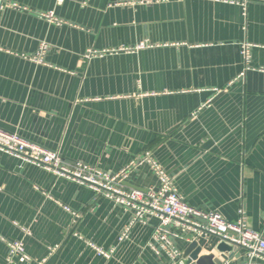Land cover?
<instances>
[{
  "label": "crops",
  "instance_id": "crops-1",
  "mask_svg": "<svg viewBox=\"0 0 264 264\" xmlns=\"http://www.w3.org/2000/svg\"><path fill=\"white\" fill-rule=\"evenodd\" d=\"M0 128L109 173L150 151L187 203L233 221L243 211L264 236V0H0ZM123 185L158 180L144 163ZM132 218L88 184L0 151V264H174L149 245L157 217L119 241ZM190 236L174 238L181 256ZM196 239L205 264H264ZM13 240L29 260H7Z\"/></svg>",
  "mask_w": 264,
  "mask_h": 264
},
{
  "label": "built area",
  "instance_id": "built-area-1",
  "mask_svg": "<svg viewBox=\"0 0 264 264\" xmlns=\"http://www.w3.org/2000/svg\"><path fill=\"white\" fill-rule=\"evenodd\" d=\"M43 16L57 24L61 23L52 13ZM46 48V44H42L40 56ZM250 48L251 44H245L242 51L247 68L250 64ZM98 53V51L93 50L89 51L86 56L89 57ZM0 151L20 158L23 163L42 166L57 174L88 184L97 194H104L114 202L131 210L133 213L132 221L120 235V242L128 238L130 229L134 224L146 223L150 217L154 216L159 219V223L154 226L149 245L157 255L167 254L171 259L177 260L181 256V250L176 246L174 238H182L185 234H189L191 235L190 241L200 235H215L221 241L245 249L250 258L254 256L264 258V236L261 232L248 226L243 211H241L240 218L233 221L218 211L205 210L190 205L175 187L172 175L152 156L150 151L134 158L121 171L109 173L81 162H68L63 159L58 151L46 150L23 139L17 133L1 128ZM144 163L151 167L158 180V187L156 189H126L123 180L129 170ZM65 208L72 213L73 223H75L80 214L70 210V208ZM8 246L7 260L9 262H23L30 259L22 240L9 241ZM96 248L101 254L108 257L114 251V248L111 250Z\"/></svg>",
  "mask_w": 264,
  "mask_h": 264
},
{
  "label": "water",
  "instance_id": "water-1",
  "mask_svg": "<svg viewBox=\"0 0 264 264\" xmlns=\"http://www.w3.org/2000/svg\"><path fill=\"white\" fill-rule=\"evenodd\" d=\"M237 248H239V246L229 244L225 241H222V243L218 246V250L224 253ZM200 251L201 246H199L198 239H192L189 246L186 248V250H184L182 256L178 258V260L174 264H205V260L209 257H199ZM218 264H222V262L219 261Z\"/></svg>",
  "mask_w": 264,
  "mask_h": 264
}]
</instances>
